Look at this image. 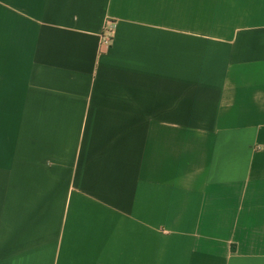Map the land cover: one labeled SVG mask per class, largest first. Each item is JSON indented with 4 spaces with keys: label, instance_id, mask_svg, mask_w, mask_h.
Wrapping results in <instances>:
<instances>
[{
    "label": "crops",
    "instance_id": "0c3cea01",
    "mask_svg": "<svg viewBox=\"0 0 264 264\" xmlns=\"http://www.w3.org/2000/svg\"><path fill=\"white\" fill-rule=\"evenodd\" d=\"M0 264H264V0H0Z\"/></svg>",
    "mask_w": 264,
    "mask_h": 264
},
{
    "label": "built area",
    "instance_id": "2783aa9c",
    "mask_svg": "<svg viewBox=\"0 0 264 264\" xmlns=\"http://www.w3.org/2000/svg\"><path fill=\"white\" fill-rule=\"evenodd\" d=\"M115 33V23L110 19L107 21L103 33L101 35V44L105 46H110Z\"/></svg>",
    "mask_w": 264,
    "mask_h": 264
}]
</instances>
